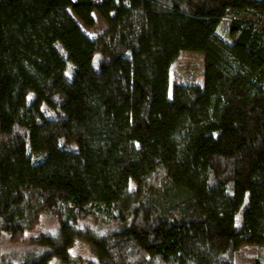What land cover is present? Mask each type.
I'll return each instance as SVG.
<instances>
[{
    "label": "trees",
    "instance_id": "16d2710c",
    "mask_svg": "<svg viewBox=\"0 0 264 264\" xmlns=\"http://www.w3.org/2000/svg\"><path fill=\"white\" fill-rule=\"evenodd\" d=\"M255 18L264 0H0V236L59 225L22 264H264ZM183 53L202 84L172 85Z\"/></svg>",
    "mask_w": 264,
    "mask_h": 264
},
{
    "label": "rangeland",
    "instance_id": "374dc122",
    "mask_svg": "<svg viewBox=\"0 0 264 264\" xmlns=\"http://www.w3.org/2000/svg\"><path fill=\"white\" fill-rule=\"evenodd\" d=\"M98 23L93 30H86V33L91 37H98L106 30L105 23L97 18ZM255 22L262 28H264V19L255 18ZM204 59L201 55L183 53L178 58L177 62L172 68V75L174 83H188L191 81L202 84L204 79ZM58 223L51 222L48 219H43L40 226L33 232L28 234L25 244L14 245L10 242L9 236H0V260L3 258L13 262L14 264H22L29 260H34L50 253V249L47 247H41L37 243V240L46 234H55L58 230ZM70 254L73 257L80 258L82 260H94L95 257L91 249L85 243H78L71 251ZM39 256V257H37ZM55 259V258H54ZM259 259L258 250L254 246H244L238 251L235 257V264H256ZM27 260V261H26ZM25 261V262H24ZM51 264H62L55 259L51 261Z\"/></svg>",
    "mask_w": 264,
    "mask_h": 264
}]
</instances>
